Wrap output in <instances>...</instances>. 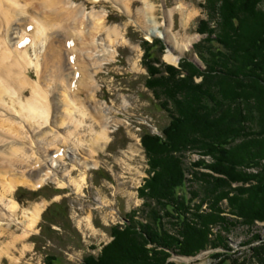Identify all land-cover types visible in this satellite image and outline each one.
Instances as JSON below:
<instances>
[{
	"label": "rangeland",
	"instance_id": "374dc122",
	"mask_svg": "<svg viewBox=\"0 0 264 264\" xmlns=\"http://www.w3.org/2000/svg\"><path fill=\"white\" fill-rule=\"evenodd\" d=\"M14 1L0 0V82L7 89L5 103H0V264H50L53 256L58 264H81L89 255L99 256L113 241L115 230L145 222L141 191L154 174L144 138L164 137L162 130L171 117L159 105L163 94L149 85L155 78L151 69H159L160 64L145 58L144 47L152 45L161 62L170 66L163 74L166 79L177 78L174 70H178L180 79L198 74L193 83L200 84L204 80L201 74L209 72L195 46H207L205 40L210 32L214 34V26L218 30L216 19L224 0H59L61 6L65 2L73 10H83L76 25L75 11L72 17L63 18L65 23L53 11L55 7L46 6L53 0ZM147 2L153 8L150 16L143 13ZM26 4L34 8L30 14ZM97 20L106 30L98 29ZM108 30L116 34L108 37ZM163 32L174 38L173 43ZM39 34L43 35L37 38ZM174 44L177 64L165 59ZM188 44L183 51L180 46ZM233 51L232 56L236 55ZM90 55L96 60L89 61ZM186 59L196 71L189 66L182 70ZM94 63L101 66L94 68ZM82 66L86 72L81 71ZM69 72H77L76 78ZM82 73L85 83L79 86ZM36 90L47 103V120H35L32 125L13 110L17 98L24 104ZM70 104L82 108L71 120L66 117ZM190 120L186 119L188 127ZM105 130L107 146L95 150L92 141ZM19 147L23 151L20 155L18 151L15 161L13 149ZM187 157L188 165L200 158L212 162L197 152H189ZM52 160H57L54 169ZM84 164L92 169L86 170ZM49 172L51 178L44 181ZM233 186L251 189L254 184ZM254 196L251 194V201ZM12 205H17V212ZM49 205L50 211L44 214ZM38 207L41 216L30 227ZM219 207L228 219L237 220L235 228L228 232L211 227V243L190 256L171 250L164 264H258L259 257L264 261V222L244 224L232 215L227 200ZM219 232L223 243L214 246Z\"/></svg>",
	"mask_w": 264,
	"mask_h": 264
},
{
	"label": "trees",
	"instance_id": "16d2710c",
	"mask_svg": "<svg viewBox=\"0 0 264 264\" xmlns=\"http://www.w3.org/2000/svg\"><path fill=\"white\" fill-rule=\"evenodd\" d=\"M223 2L216 19L218 30L214 26V34L210 32L205 40L207 46H195L209 72L201 74L200 84L193 83L198 74L185 80L177 76L178 70H174L176 80L166 79L170 66L161 62L152 45L144 47L145 58L160 64V70L151 69L155 78L149 85L163 94L159 105L171 117L162 130L164 137L144 138L154 174L141 191L145 222L115 230L113 241L99 256L89 255L81 264H164L171 250L194 255L211 243V227L228 232L235 228L237 220L220 211L224 200L244 224L264 222V0ZM184 66L195 70L188 59L182 70ZM189 152L209 156L212 162L200 158L188 165ZM241 183L254 187L233 186ZM251 194L256 197L253 201ZM49 211L50 207L44 214ZM51 233L46 239L51 240ZM217 241L214 246H221L220 232ZM149 245L154 247L147 249ZM49 261L58 264L55 256Z\"/></svg>",
	"mask_w": 264,
	"mask_h": 264
},
{
	"label": "bare ground",
	"instance_id": "6f19581e",
	"mask_svg": "<svg viewBox=\"0 0 264 264\" xmlns=\"http://www.w3.org/2000/svg\"><path fill=\"white\" fill-rule=\"evenodd\" d=\"M18 0H15L14 1V3L15 2H17ZM59 1V0H53V3L52 4H49V5H46L47 7H49V8H56V11L55 10H53L55 13H59V15L58 16H60L59 17V19L60 20H62V21H64L65 22V20L64 19H67L69 16L70 17H72V14L74 13V11H75V14L73 15V24L74 25H76L77 24V20H78V18H80V16L81 17H83V10L82 9H80L79 7V10H73L72 9V5L71 6H65L64 4H65V2H64V4L61 6L60 5V2L61 1H59V3H57V2ZM92 1H95V2H97V1H99V0H92ZM31 5V4H30ZM30 5H28V4H26V7H27V12H28V14H30V12L31 11H33L34 10V8H32V5L30 6ZM60 5V6H59ZM152 10H153V8H152V5L150 4V2H147V5H146V7H145V9H144V12L143 13H146V14H149V16L150 15H152ZM26 11V10H25ZM19 13H20V8L18 9V11H17V14H16V16H15V18H17L18 17V15H19ZM67 15V16H66ZM52 16H54V15H52ZM88 16V15H87ZM148 16V15H147ZM146 16V17H147ZM14 18V19H15ZM51 18V17H50ZM53 18V17H52ZM51 18V19H52ZM64 18V19H63ZM91 19L89 16L87 17V19ZM98 18V17H97ZM14 19H10V22L11 21H13ZM98 21V20H97ZM81 22V21H80ZM79 22V23H80ZM87 23L85 24L84 23V27L86 28V26H87V24H88V20L86 21ZM66 23V22H65ZM83 26V23L82 24H80V26H78V28H80V27H82ZM97 27H98V29H100V30H106V28H104L105 26L103 25V23L102 22H97V25H96ZM38 30V29H37ZM36 30V31H37ZM167 30V29H166ZM41 31V30H40ZM43 31V30H42ZM63 32H65V30H63ZM167 33H168V30L166 31ZM80 33L81 32H79L78 33V36H80ZM66 33H63V35H65ZM108 34H109V36L108 37H110L111 35H113V34H116V31H113V33H112V31H110V30H108ZM162 34V33H161ZM163 34H164V36L166 35V33H164L163 32ZM41 35H43V34H39L38 35V37L37 38H40L41 37ZM81 35H83V33L81 34ZM166 37L168 38V41H170L171 43H173V41H174V38L172 37V36H170V34L167 36L166 35ZM69 38V37H68ZM45 42H46V39H45ZM190 44H191V42H190ZM190 44H188V45H183V46H180L181 47V49L183 50V51H185L186 49H188L189 48V46H190ZM32 45H33V42H32ZM37 46V45H36ZM54 47V46H53ZM178 50L177 49V47L175 46V44L173 45V48L172 49H170V51H169V53L166 55V57H165V59H166V61L167 62H169V63H172V64H177L178 63V60H179V54L178 55H175L176 53V50ZM182 51V52H183ZM45 54V53H44ZM91 54V53H90ZM100 55V54H99ZM88 57V56H87ZM96 57V56H89V58H88V60L89 61H93L94 60V58ZM95 60H96V58H95ZM0 63H1V61H0ZM94 65L96 66V67H94V68H97V67H100L101 65H100V63H99V66H97L98 64H95L94 63ZM81 71L82 72H86V69L84 68V66H82L81 67ZM77 73V72H76ZM75 72H69V74L68 75H72V78H74V76H75V74H76ZM82 76L79 78V81H78V83H79V86H80V84H84L85 82H84V79H85V75H84V73H82L81 74ZM21 77H23V76H21ZM75 78H76V76H75ZM22 79H24V78H22ZM20 80V79H19ZM19 80H18V82H19ZM73 80V79H72ZM25 81V80H24ZM22 82V81H21ZM24 83V82H23ZM30 83V82H29ZM29 83H28V85H29ZM72 83V82H71ZM70 85L71 84H69V89H70ZM87 88H89V86H87ZM12 90V89H11ZM13 91H15V90H13ZM7 92V89L4 87V85L0 82V103L3 101V99H4V97L6 96V93ZM11 92V91H10ZM18 92H20V90L18 91ZM25 92V91H24ZM35 93L33 94V91H32V97L26 102V103H21L20 102V100H19V98H17V100H16V105H15V110H13L14 111V113H18V114H20L24 119H26L27 121H29L31 124H32V122L33 121H35L36 120V122H38L40 119H43V120H47V116H44V114H46V110H45V108H46V105H47V103L45 104L44 103V99H42V96L41 95H39V91L38 90H36V91H34ZM11 94V93H10ZM18 94H20V93H18ZM44 94H45V92H44ZM11 96V95H10ZM21 96V95H20ZM44 98V97H43ZM46 98V97H45ZM5 100V99H4ZM5 103V102H4ZM3 102L1 103V104H4ZM66 104V103H65ZM69 105V104H68ZM67 105V106H68ZM17 108V109H16ZM67 109H68V113H66V117H67V119H72V118H75L74 116H76V114L78 113L79 114V112H80V110L82 109V108H80V107H75V105H73V104H70V106L69 107H67ZM84 111V110H83ZM82 114H84V113H82ZM14 115V114H13ZM17 116V115H16ZM15 116V117H16ZM106 116V115H105ZM18 117V116H17ZM77 117V116H76ZM83 118V117H82ZM65 120V119H64ZM106 120V122L107 123H109L110 121V118H106L105 119ZM77 121V120H76ZM40 122V121H39ZM71 122V121H70ZM78 122V121H77ZM11 124V123H10ZM66 124H67V122H66ZM77 124H80V122L79 123H77ZM96 125H97V123H95ZM95 124H91V126H93V129L95 128ZM33 125V124H32ZM42 125V124H41ZM98 126V125H97ZM13 127V126H12ZM7 128V127H6ZM36 128V127H35ZM85 128V127H84ZM12 129V128H11ZM81 129H82V127H81ZM84 130V129H83ZM92 130V129H91ZM49 131V130H48ZM85 131V130H84ZM93 131V130H92ZM15 132H17V130H15ZM89 132V131H88ZM92 135V134H91ZM94 135V134H93ZM96 135H97V137H96V140H93L92 141V143L94 144V149L95 150H98V151H102V150H104V148L107 146V143H108V141H109V135H108V133H107V130H105V131H103V132H101V133H96ZM45 136V135H44ZM105 136V137H104ZM41 138V137H40ZM40 138H39V140H40ZM46 138V137H45ZM43 139V138H42ZM38 141V140H37ZM44 141V140H43ZM56 143V142H55ZM92 144V145H93ZM18 148V147H17ZM22 148L21 147H19V149H13L14 150V153H15V161L17 160V158H19V155H20V153H22L21 151H23V150H21ZM24 149V148H23ZM80 149H83V148H80ZM18 151H19V155H17V153H18ZM66 152H64L63 153V155L65 154ZM25 157V156H24ZM21 158H23V157H21ZM54 159V158H53ZM55 159H57V157L55 158ZM11 161V160H10ZM55 164H57V160H52L51 161V168H55ZM85 166H86V170H90V169H92V166H89V165H87V164H84ZM49 174L50 175H48V174H46V175H44V181H46V180H48V179H50L51 178V175H52V173L51 172H49ZM44 187H42V188H40L41 190L43 189ZM17 205H12L11 206V209H12V211H14V212H17ZM41 212H42V209L40 208V207H38L37 209H36V212H34L33 213V217L31 218V221H29L30 222V227H32V226H35L36 225V222L38 221L37 220V218H39L40 216H41ZM30 219V218H29Z\"/></svg>",
	"mask_w": 264,
	"mask_h": 264
}]
</instances>
